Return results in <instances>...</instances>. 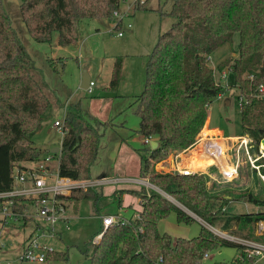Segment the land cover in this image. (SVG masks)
<instances>
[{
  "label": "trees",
  "instance_id": "obj_1",
  "mask_svg": "<svg viewBox=\"0 0 264 264\" xmlns=\"http://www.w3.org/2000/svg\"><path fill=\"white\" fill-rule=\"evenodd\" d=\"M120 4L121 0H20L19 10L35 41L51 43L56 33L58 44L67 46L78 40L84 21L111 19ZM146 5L135 3L133 10ZM159 11L174 20L158 34L145 64L143 89L135 96L138 133L158 141L157 147L148 145L146 154L140 155V177H147L209 225L218 223L228 230L233 226L255 228L257 222L264 223V210L227 213L220 206L213 211L215 196L208 192L204 174L157 172L154 167L169 153L195 142L208 118L210 103L226 90L216 81L209 56L219 45L232 42L234 33L239 36L237 57L230 62L226 75L232 77L237 96L257 94L259 85H264V0H172L168 11ZM121 64L117 57L107 89L116 86ZM34 68L0 0V191L12 187L15 167L22 169V164L43 157L33 136L49 120L52 104L43 84L32 75ZM79 104L66 108L58 170L72 179H92L100 140L111 125L83 112ZM238 113L240 128L256 148L264 138V95L250 97ZM143 187L126 191L140 200L137 217L109 226L98 242H93L97 233L85 242L83 253L90 256V264H200L205 253L220 246L242 248L203 225L196 236L173 241L159 230V222L171 212L179 222L190 223L194 218L161 193ZM99 194L96 187H90L74 189L65 198L72 203L95 201ZM236 198L264 205L262 195L248 188ZM15 209L23 211L25 207L16 205ZM67 259V252L62 250L46 254V261Z\"/></svg>",
  "mask_w": 264,
  "mask_h": 264
},
{
  "label": "rangeland",
  "instance_id": "obj_2",
  "mask_svg": "<svg viewBox=\"0 0 264 264\" xmlns=\"http://www.w3.org/2000/svg\"><path fill=\"white\" fill-rule=\"evenodd\" d=\"M132 1L134 0H128L125 5H122L121 1L120 7L117 9L119 15L125 14L119 24L120 29L123 31L121 37H116V33L114 31L111 32L112 27L115 26L113 16V19L95 18L87 20L85 27L81 25L80 35L75 43L61 46L57 42L56 33H54L51 43L35 41L29 35L20 16V0H2L14 30L34 61L35 68L32 70V75L43 84L52 104L47 115L49 120L33 136L34 145L41 149L43 156L52 147H59L61 134L56 128L50 126V123L57 115L61 117V112H58L55 116L58 111L57 106H61L66 102H68V106H73L79 102L83 112L111 125L104 130L100 140L98 155L91 168L92 178L96 179L101 174L105 175L104 177L125 176L137 178L132 181L123 180L118 183L98 185L96 188L100 194L95 201L83 199L72 204L76 218L73 220L69 219V228L67 229L61 224L56 226V228H61L62 232L66 233L61 239H58L57 235L48 239L55 249L67 252V261L19 262L14 257V260H10V257H2L1 254L4 260L15 261L12 264H90V256L84 254L83 250L85 242L89 241L100 230V218L95 216L96 207L99 208V212L116 214L127 220L138 216V214H134L129 209H123V212H118L119 214H117L118 204H125L129 198H133L131 193L126 192L129 189L124 188L130 186L138 189L144 186L143 190L145 191L153 189L166 196L167 199L194 218V221L190 223L179 222L176 219L175 212H171L159 222V230L168 233L173 241L178 237L189 239L196 236L201 225L208 229L213 227L214 230L215 228L216 231L212 230V232L226 240H230L229 234L264 241V235L255 233L254 228L251 229L249 226L239 227L233 231L223 229L218 223L210 226L194 215L174 196L170 197V195L160 190L159 187L149 182L147 177H140V170L139 173L134 172L140 162V155L146 154V148L148 147V144L143 142L142 135L138 133L139 118L135 114L137 107L135 96L143 89L145 64L148 54L151 52L158 34L168 29L173 18L171 19L169 15L162 14L159 11V9L164 11V13L168 11L172 0H145L144 3H147L146 7L135 10H133ZM128 23L131 25L130 28L126 27ZM238 41V33H234L232 42L219 45L209 56V66L214 70L216 81L226 88L221 98L213 99L209 105V116H211L209 125L217 124L220 129L219 133H224L223 126L228 125L230 135L240 129L236 102L237 88L232 85L231 76L226 75L223 77L222 75L224 69L230 72V62L237 57L236 48ZM88 51H91V54ZM117 57L122 60L117 84L113 89H107L111 77V67ZM84 69L95 83L92 93L79 87L81 74ZM227 76L228 79L226 80ZM69 97L70 100H68ZM224 98L231 100L230 105L226 106L224 104ZM206 123L207 121H205L203 127H206ZM213 133V130L210 129L209 134L213 135ZM242 134L249 136L243 131ZM233 141H235V146L232 144L231 148H228V146L224 145V151L225 154L232 157V165H235L238 160L237 178L235 181L223 179L217 165L211 167L208 171L209 173H206L208 192L215 196L211 203L213 211L220 206L221 208L223 207V194L235 195L245 188H249L256 195L257 192H260L262 193L260 195L264 197V188L259 178L256 174L253 176L250 174L248 164L251 159L245 144H242L241 148L238 147L239 142L241 143V138L237 136H234ZM169 157L170 153L165 159L168 160ZM54 163H56V158ZM165 164V162L162 164L159 161L155 164L154 169L157 172H178L168 168ZM203 172L205 173V171ZM252 177L255 183H253ZM123 192L131 195H124ZM238 209H241L242 213L259 211L253 203L241 204L237 208H228L227 211L236 212ZM8 226L16 233L10 242L15 245H18V240H21L30 231L29 228L22 225V221H18L15 225L9 224ZM238 249L235 245L220 246L210 250L208 252L209 256L203 258L200 264L230 262Z\"/></svg>",
  "mask_w": 264,
  "mask_h": 264
},
{
  "label": "built area",
  "instance_id": "obj_3",
  "mask_svg": "<svg viewBox=\"0 0 264 264\" xmlns=\"http://www.w3.org/2000/svg\"><path fill=\"white\" fill-rule=\"evenodd\" d=\"M145 0H134L135 3L143 4ZM125 14L119 15L117 10L113 12L115 26L112 31L117 36H121L123 31L118 26ZM118 27H117V26ZM130 23L127 28H130ZM116 30V31H115ZM226 76V73L222 75ZM94 81L90 79L87 91L92 92ZM258 95H264V85L260 84L258 87ZM257 94H250L249 96L239 93L236 97L238 111L242 108L244 103L250 101V97ZM222 94L217 95V99L221 98ZM66 114V107L63 109L62 118L55 119L52 126L60 132L61 136L64 133L63 121ZM237 137L241 138L238 147H242L243 137L239 134ZM152 138L145 137L144 142L149 145ZM215 150V149H214ZM60 151V150H59ZM51 151L41 157L40 160L22 164L23 168L15 167L12 173V187L6 191H0V264L9 263L1 257L2 252L7 248V244L13 239L10 235V225H15L18 221H22V225L30 229V231L23 236L22 249L15 257L19 262H45L48 251H56L53 245L48 241L61 233L60 228H56L61 224L65 228H69L70 216L67 212V199L74 189L87 190L90 187H97L98 185L108 183H118L123 180H136L134 177H102L99 179H72L67 176L59 174L58 170V154ZM216 153V150L214 151ZM56 158V163L54 159ZM232 167L231 175L224 173V170L219 168L220 175L225 180L235 181L237 178L238 160ZM250 174L257 175L264 188V147L256 155L255 161L249 160ZM228 167V166H227ZM179 173H192L188 169H176ZM14 198H21L14 200ZM264 198V197H263ZM16 205H23V211L16 210ZM101 229L93 238V242H98L109 227L117 223H127V219L121 218L116 214H102L100 217ZM211 226V225H210ZM211 231L212 228H209ZM213 231H216L215 228ZM255 231L259 235H263L264 223L259 221L255 224ZM219 232V231H218ZM221 233V232H219ZM231 241L239 244L242 248L238 249L230 262L219 264H264V241H258L252 238H244L229 235ZM226 238V237H225ZM242 251V252H241ZM208 252L204 254L203 258L208 257ZM248 259V261L246 260Z\"/></svg>",
  "mask_w": 264,
  "mask_h": 264
},
{
  "label": "crops",
  "instance_id": "obj_4",
  "mask_svg": "<svg viewBox=\"0 0 264 264\" xmlns=\"http://www.w3.org/2000/svg\"><path fill=\"white\" fill-rule=\"evenodd\" d=\"M122 1V5H125L127 4L128 0H121ZM132 14V13H131ZM172 19V18H171ZM172 21V20H171ZM86 21H84V23L82 24L83 27H85L86 25ZM171 24V23H170ZM113 29V27H112ZM111 32H113L111 30ZM123 35V34H122ZM121 35V36H122ZM116 37H121V36H117L115 35ZM83 39V38H82ZM89 50V49H88ZM89 54H91V51H88ZM63 63H65V61H63ZM122 66V65H121ZM111 70H112V67H111ZM120 71H121V68H120ZM119 71V72H120ZM224 73H227V70L224 69L223 70ZM228 79V76L226 78V80ZM144 83V82H143ZM230 83V82H228ZM95 85V84H94ZM80 87V86H79ZM104 89V88H103ZM105 90V89H104ZM93 92V91H92ZM91 92V93H92ZM138 95V94H137ZM71 96V95H70ZM68 100H70V97L68 98ZM67 101V100H66ZM224 104L226 106L230 105L231 103V100L229 98H224ZM68 102H66L65 104L61 105V106H57L58 108V111L55 113V116L57 115L58 112H61V117H58L56 116L52 122L55 120V119H61L62 118V113H63V109L67 106ZM69 107V106H68ZM211 120V116L208 115V118L206 119L207 123H206V133H205V136L203 138H205V140L203 141V148H199L196 147L194 148V145L195 143H197L200 139H203L202 136L198 135L197 136V139L195 140V142L193 144H191L189 147H187L186 149L182 150V151H174V152H171L170 153V157L168 158V160H164V161H161L162 164H164V162L166 163L165 165L168 166V168H172L173 170H176L179 168L180 169H188V170H191L192 173H200V174H204L206 176V173H209V169H211V167H215V165L219 166V168H221V170L224 169V167H227L228 169L232 170V167L230 165L233 164V159L231 156H228L227 154H225V151H224V145L228 146V148H231L230 146L234 143L235 141L234 140V136H238L239 134H242V129L240 128L236 133H232L230 135L229 133V130H228V125H225L223 126L224 128V133L220 132V129L217 127L218 125H212L210 126L209 125V122ZM52 122L50 123V126L52 128H54L52 126ZM225 124V123H224ZM210 129L213 130V135H210L209 134V131ZM239 132V133H238ZM242 136H245V137H248L244 134H242ZM220 137V138H219ZM224 137V138H223ZM62 138V136H61ZM143 138V142H144V137ZM223 138V139H222ZM152 139L156 140L155 137H152ZM263 139V138H262ZM262 139L260 140L259 143H261ZM215 141V142H214ZM261 145L263 146L264 144L261 143ZM201 147V146H200ZM249 147L250 149L253 151L256 150V148H254L253 144H252V141H251V144H249ZM199 148V149H198ZM59 149H60V146H59ZM216 150V153L214 152ZM206 152V153H205ZM180 153V154H179ZM206 154H211L212 155V158H209L208 156H205ZM219 162H218V161ZM140 161V159H139ZM221 163V164H220ZM139 170H140V162L138 164V167H136V169H134V172L135 173H139ZM205 171V173L203 172ZM105 175L101 174L100 177H97L96 179H99V178H102L104 177ZM115 176H118V175H115ZM119 177H125V176H119ZM211 177V175H210ZM252 180H253V183L254 182V179L252 177ZM124 188H128V189H138L137 187H133V186H130V187H124ZM123 188V189H124ZM247 189V188H245ZM249 189V188H248ZM124 195H131L129 193H124ZM258 195L262 194L260 192H257ZM236 195H229V194H223V198L224 199H227L228 201L226 202H223L222 200V203H223V211L224 212H227V213H242L239 209L238 211L236 212H230V211H227L228 208H237L238 205H247V204H250L251 202H243V201H240L236 198ZM133 198H129L127 200V203L125 202L124 203H121V204H118V207H117V214H119L118 212H123L122 210L123 209H129V210H132L134 212V214H138V211L140 210V204H139V199L137 197H134L133 195H131ZM124 197V196H123ZM171 197V196H170ZM121 200H123L122 197H120ZM67 212H68V215L70 216V220H73L75 219V209L73 208L72 206V202L68 201L67 202ZM131 205V206H130ZM257 207V210H264V205H255ZM256 212V211H255ZM103 212H99V213H96L95 216H98L99 218L101 217ZM103 214H108L107 212H104ZM120 215H124V214H120ZM136 217V216H135ZM64 227V226H63ZM236 227L233 226L231 228V231H233ZM61 229V228H60ZM11 231L10 232V235L13 237L14 234H16L15 232H13L12 230L13 229H10ZM254 232L256 233L255 231V228H254ZM66 232H62L61 231V234L60 236L58 237V239H61V237L65 234ZM235 236V235H233ZM239 237V236H238ZM22 240H18V245H15L14 243H8L7 244V248L2 252V257L3 256H6V257H10V260L13 259L17 256V254L21 251L22 249ZM11 242V241H10ZM20 245V246H19ZM55 250H58V249H55ZM12 256V258H11ZM14 257V258H13ZM15 261H10L8 264H12L14 263ZM46 262V261H45Z\"/></svg>",
  "mask_w": 264,
  "mask_h": 264
},
{
  "label": "bare ground",
  "instance_id": "obj_5",
  "mask_svg": "<svg viewBox=\"0 0 264 264\" xmlns=\"http://www.w3.org/2000/svg\"><path fill=\"white\" fill-rule=\"evenodd\" d=\"M205 133H206V128L205 127H203L202 129H201V131L199 132V135L200 136H202V138L205 136ZM243 137V143L245 144V146H246V148H247V150H248V152H249V157H250V159H251V161L252 162H254L255 161V158H256V155L262 150V148L264 147V145L262 146L261 145V143L262 144H264V138L262 139V141H261V143H259L258 144V146H257V148H256V150L254 151H252L251 149H250V147H249V144H251V141H252V139L250 138V137H245V136H242ZM205 140V138H203V139H200L197 143H195V145H194V148H196V147H198L199 146V148L201 149V148H203V141ZM215 142V141H214ZM202 144V145H201ZM201 146V147H200ZM198 148V149H199ZM206 153V152H205ZM205 156H208L209 158H212V155L211 154H206ZM218 161V160H217ZM219 162V161H218ZM221 164V163H220ZM224 173L226 172L228 175L230 174L231 175V170L230 169H228L227 167H224Z\"/></svg>",
  "mask_w": 264,
  "mask_h": 264
},
{
  "label": "water",
  "instance_id": "obj_6",
  "mask_svg": "<svg viewBox=\"0 0 264 264\" xmlns=\"http://www.w3.org/2000/svg\"><path fill=\"white\" fill-rule=\"evenodd\" d=\"M89 82H90V75H89V74L87 73V71L84 69V70L82 71V74H81L80 87H81L82 89H86V90H87L88 85H89ZM157 145H158V141H157V140H154V139L150 140V142H149V146H150L151 149H154L155 147H157ZM50 151H51L52 153H57V152L59 151V147H52V148L50 149ZM165 197H166V196H165ZM198 219H199V218H198Z\"/></svg>",
  "mask_w": 264,
  "mask_h": 264
}]
</instances>
